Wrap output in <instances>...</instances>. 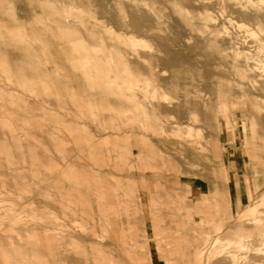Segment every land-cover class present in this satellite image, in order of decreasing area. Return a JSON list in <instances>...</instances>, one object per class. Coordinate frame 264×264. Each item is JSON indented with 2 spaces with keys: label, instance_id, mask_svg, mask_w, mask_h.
<instances>
[{
  "label": "rangeland",
  "instance_id": "obj_1",
  "mask_svg": "<svg viewBox=\"0 0 264 264\" xmlns=\"http://www.w3.org/2000/svg\"><path fill=\"white\" fill-rule=\"evenodd\" d=\"M262 83L264 0H0V264H264Z\"/></svg>",
  "mask_w": 264,
  "mask_h": 264
},
{
  "label": "bare ground",
  "instance_id": "obj_2",
  "mask_svg": "<svg viewBox=\"0 0 264 264\" xmlns=\"http://www.w3.org/2000/svg\"><path fill=\"white\" fill-rule=\"evenodd\" d=\"M82 1V0H81ZM83 2H87V1H83ZM94 2V1H93ZM98 2V1H97ZM91 4V3H90ZM94 7V6H93ZM96 8V7H95ZM98 8V7H97ZM99 10V9H98ZM181 12V11H180ZM131 15H132V18H131V21H132V23L135 25V26H139L140 25V20H141V16H139V14H136V13H133L132 11H131ZM184 16V15H183ZM251 17H254L255 18V16L252 14L251 15ZM184 18H185V20H187V23L189 22V23H191L190 22V18L188 19V17L186 16H184ZM143 19V18H142ZM228 19V18H227ZM207 22V21H206ZM237 23V22H236ZM209 24H211V23H209ZM232 24V23H231ZM213 25V24H212ZM240 25V24H239ZM228 26V25H227ZM232 26H234V25H232ZM245 25L243 24V27H244ZM208 27V26H207ZM225 28H226V26H224ZM210 28H213L212 26L210 27ZM210 28H209V30H210ZM229 28V27H228ZM238 29H239V27H237ZM247 28V27H246ZM249 29V28H248ZM235 31V30H234ZM233 31V32H234ZM250 32V31H249ZM254 32V31H253ZM157 33V32H156ZM232 33V32H231ZM231 33H230V35H231ZM233 34V33H232ZM253 34H255V32L253 33ZM212 35V34H211ZM210 35V36H211ZM244 35H246V34H244ZM239 37V36H238ZM209 40V39H208ZM207 40V41H208ZM231 40V39H230ZM235 40V39H234ZM241 40V39H240ZM244 40V39H243ZM243 40H241L242 42H243ZM127 41V40H126ZM210 41V40H209ZM135 43L134 41H131V43ZM245 43H246V40L244 41ZM208 43V42H207ZM213 43V42H212ZM215 44V43H214ZM214 46V45H213ZM213 48H215V46L213 47ZM258 48V47H257ZM216 49V48H215ZM261 49V48H260ZM27 51V50H26ZM169 51V50H168ZM24 52V51H23ZM25 53H27V52H25ZM25 55V54H24ZM221 55H223L222 54V52H221ZM22 56V55H21ZM25 57V56H24ZM23 59V58H22ZM76 59V58H75ZM88 61V60H87ZM108 61V60H107ZM248 64V63H247ZM244 65V64H243ZM87 67H88V65H86ZM97 66H98V62H97V64H93L92 66H91V68H97ZM29 67V66H28ZM150 67H152L151 65H150ZM155 67V66H154ZM241 67H242V65H241ZM240 68V67H239ZM249 68V67H248ZM27 69V68H26ZM29 70V69H28ZM34 71V70H33ZM36 71H38V70H36ZM81 71V70H80ZM83 71V70H82ZM100 71V70H99ZM155 71V70H154ZM178 71V70H177ZM31 72V71H30ZM38 72H40V71H38ZM46 72V71H45ZM44 73V72H43ZM42 73V74H43ZM83 73V72H82ZM37 74V73H36ZM116 74V73H115ZM79 75V74H78ZM107 76V75H106ZM110 76V75H109ZM108 77V76H107ZM179 77V76H178ZM110 79H111V77H109ZM176 79H179V78H177V77H175ZM225 78V77H224ZM108 79V78H107ZM218 79V78H217ZM181 80V79H180ZM218 81V80H217ZM220 81H221V79H220ZM212 84H213V82H212ZM162 85V84H161ZM160 86V85H159ZM261 86L262 87H264V83H262L261 84ZM224 89V88H223ZM228 91V90H227ZM226 92V91H225ZM230 92V91H229ZM153 94V93H152ZM155 94V93H154ZM230 96V95H229ZM154 97V96H153ZM252 101H255V100H253L252 99ZM249 103H251L250 101H249ZM160 104V103H159ZM152 105V104H151ZM161 105V104H160ZM172 105V104H171ZM180 105V104H179ZM253 105V104H252ZM255 105V104H254ZM196 106V105H195ZM256 106V105H255ZM254 107V106H253ZM256 108V107H255ZM260 108V107H259ZM160 109V108H159ZM263 109V108H262ZM245 111V110H244ZM259 111H262V110H259ZM264 111V110H263ZM177 113H178V111H177ZM179 114V113H178ZM212 115V114H211ZM210 116V115H209ZM208 116V118H211V117H209ZM213 116V115H212ZM207 117V116H206ZM213 118V117H212ZM216 118V117H215ZM205 120V119H204ZM217 121V120H216ZM234 121V120H233ZM257 121V120H256ZM217 124V123H216ZM263 137V136H262ZM259 138V137H258ZM251 146V145H250ZM253 146V145H252ZM251 146V147H252ZM257 147V146H256ZM259 149H260V147H259ZM128 152V151H127ZM259 152V151H258ZM262 152V151H261ZM261 154V153H260ZM136 156V155H135ZM137 156H139V155H137ZM143 157H145V156H143ZM135 158H137V157H135ZM139 158H142V156H140ZM145 160V159H144ZM124 163V162H123ZM11 174V173H10ZM12 174H14V173H12ZM16 175V174H15ZM20 176V175H19ZM19 176H18V178H19ZM13 177V176H12ZM17 176H15V178H16ZM14 179V178H13ZM21 179V178H20ZM23 179V178H22ZM15 181V180H14ZM20 181V183H22L21 182V180H19ZM23 181V180H22ZM73 183V182H72ZM27 184V183H26ZM72 191V190H71ZM74 191V190H73ZM67 192V191H66ZM74 192H76V190L74 191ZM90 196H91V193L89 194ZM105 195V194H104ZM102 201V200H101ZM113 203V202H112ZM64 204V203H63ZM106 204V203H105ZM108 205V204H107ZM64 206V205H63ZM63 206H61L62 208H64ZM116 206V205H115ZM105 207H107V206H105ZM103 208V207H102ZM112 208H113V206H112ZM111 208V209H112ZM100 209V208H99ZM110 209V210H111ZM117 209V208H116ZM64 211H65V209H64ZM102 211H105V210H102ZM111 211H114V213H118V210L117 211H115V209L113 210H111ZM66 212V211H65ZM106 212H107V210H106ZM125 212V211H124ZM116 213V214H117ZM65 214V213H64ZM111 214V213H110ZM262 215V214H261ZM264 215V214H263ZM259 216V215H258ZM112 217V216H111ZM120 221V220H119ZM256 222H258V220L256 221ZM126 224V223H125ZM128 226V225H127ZM126 232V231H125ZM143 233V232H142ZM147 234V233H146ZM148 236V235H147ZM22 237V236H21ZM31 237V236H30ZM35 240H37V239H35ZM217 240V239H216ZM216 242V241H215ZM214 244V243H213ZM210 245H211V243H210ZM262 245H264V243H262ZM260 247V246H259ZM259 247H255L256 249H255V253H258V254H263V252H264V248H259ZM262 247V246H261ZM254 253V252H253ZM248 257H251V256H248ZM247 257V258H248ZM260 257V256H259ZM263 257V256H262ZM242 258V257H241ZM256 258V257H255ZM236 259V258H235ZM234 259V260H235ZM241 260V259H240ZM254 261V260H253ZM262 261V260H261ZM260 261V262H261ZM234 262V261H233ZM248 262V261H247Z\"/></svg>",
  "mask_w": 264,
  "mask_h": 264
}]
</instances>
